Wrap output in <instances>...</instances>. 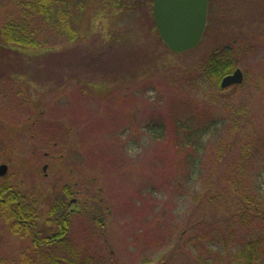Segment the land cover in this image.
Masks as SVG:
<instances>
[{
	"label": "rangeland",
	"instance_id": "rangeland-1",
	"mask_svg": "<svg viewBox=\"0 0 264 264\" xmlns=\"http://www.w3.org/2000/svg\"><path fill=\"white\" fill-rule=\"evenodd\" d=\"M2 17L0 10V28ZM75 21L80 37L68 45L23 52L0 44V164L8 165L1 176L41 193L43 220L69 188L81 204L71 236L102 264H188L169 255L181 223L200 211L204 178L175 172L184 157L171 141L170 115L178 101L200 100L221 121L203 170L215 164L236 110L249 106L254 125L264 127V0H209L200 43L181 53L162 40L153 0H87ZM225 46L239 49L245 85L219 96L198 65ZM191 72L199 89L176 81ZM153 122L165 124L161 137L150 131ZM254 182L264 194V172ZM91 207L107 221L104 235ZM4 226L0 220V264H16L33 243Z\"/></svg>",
	"mask_w": 264,
	"mask_h": 264
},
{
	"label": "trees",
	"instance_id": "trees-1",
	"mask_svg": "<svg viewBox=\"0 0 264 264\" xmlns=\"http://www.w3.org/2000/svg\"><path fill=\"white\" fill-rule=\"evenodd\" d=\"M86 1L0 0V10L4 12L0 44L38 52L74 43L80 37L75 16ZM238 50L233 46L214 48L198 65L209 85L217 87L219 96H226L228 90L237 94L245 85L221 86L223 77L241 65ZM195 76L185 73L176 81L199 89ZM178 102V110L170 115L171 141L184 160L177 162L175 172L184 179L202 176L204 187L197 197V207L201 208L194 222L189 218L181 223L182 229L177 231L175 227L177 239L169 258L180 253L188 264H264V194L254 182L264 172V127L254 125L249 106L236 110L239 112L225 127L228 138L216 149L215 164L203 170L198 166L205 162L208 139L221 121L210 115L208 105L204 109L205 102ZM149 127L161 137L165 124L153 122ZM175 178L182 183V179ZM71 195L69 188L59 191L43 220L39 211L41 193L0 175V220L10 232L31 238L33 243L32 249L20 254L16 264H102L85 247L79 249L78 241L71 236L72 215L77 212L74 206L81 207L71 202ZM89 216L104 235L108 224L100 210L93 211L91 207Z\"/></svg>",
	"mask_w": 264,
	"mask_h": 264
},
{
	"label": "water",
	"instance_id": "water-1",
	"mask_svg": "<svg viewBox=\"0 0 264 264\" xmlns=\"http://www.w3.org/2000/svg\"><path fill=\"white\" fill-rule=\"evenodd\" d=\"M209 0H153V17L164 43L173 52L181 53L196 47L208 21ZM244 72L237 67L223 77L221 86L227 88L242 83ZM8 165L0 164V175L6 174ZM76 201L73 199L71 202Z\"/></svg>",
	"mask_w": 264,
	"mask_h": 264
},
{
	"label": "flooded vegetation",
	"instance_id": "flooded-vegetation-1",
	"mask_svg": "<svg viewBox=\"0 0 264 264\" xmlns=\"http://www.w3.org/2000/svg\"><path fill=\"white\" fill-rule=\"evenodd\" d=\"M48 169V165H44L43 166V170L46 171ZM72 203H75V201H73ZM79 201L76 202V205H78Z\"/></svg>",
	"mask_w": 264,
	"mask_h": 264
}]
</instances>
